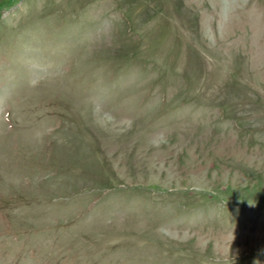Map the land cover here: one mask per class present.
<instances>
[{"label": "rangeland", "instance_id": "obj_1", "mask_svg": "<svg viewBox=\"0 0 264 264\" xmlns=\"http://www.w3.org/2000/svg\"><path fill=\"white\" fill-rule=\"evenodd\" d=\"M0 264H264V0H0Z\"/></svg>", "mask_w": 264, "mask_h": 264}]
</instances>
